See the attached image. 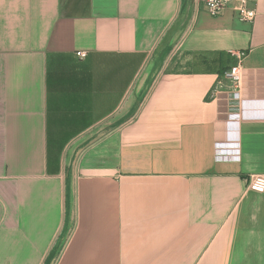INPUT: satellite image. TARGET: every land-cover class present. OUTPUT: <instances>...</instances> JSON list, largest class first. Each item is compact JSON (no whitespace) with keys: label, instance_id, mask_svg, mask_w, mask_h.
<instances>
[{"label":"crops","instance_id":"0c3cea01","mask_svg":"<svg viewBox=\"0 0 264 264\" xmlns=\"http://www.w3.org/2000/svg\"><path fill=\"white\" fill-rule=\"evenodd\" d=\"M250 2L252 23L196 0H0V264H264V193L244 183L264 174ZM161 47L180 68L117 117ZM235 51L246 96L213 100Z\"/></svg>","mask_w":264,"mask_h":264},{"label":"built area","instance_id":"2783aa9c","mask_svg":"<svg viewBox=\"0 0 264 264\" xmlns=\"http://www.w3.org/2000/svg\"><path fill=\"white\" fill-rule=\"evenodd\" d=\"M206 13L212 17L221 16L227 9H232L238 19L245 23H252L256 17V10L251 5L250 0H196ZM246 52L235 51L231 56L234 59V64L228 69V71L216 81L209 92V96L213 100H217L222 95H229L234 102H238L242 97L246 96L244 90V69L242 62L246 57ZM79 58H83L85 53H77ZM235 107L227 110L228 119L236 118L233 113ZM226 150L219 145L215 147V159L216 161H231L238 160V146L233 148L234 155H227ZM245 187L255 193H264V174L261 175H249L244 179Z\"/></svg>","mask_w":264,"mask_h":264},{"label":"rangeland","instance_id":"374dc122","mask_svg":"<svg viewBox=\"0 0 264 264\" xmlns=\"http://www.w3.org/2000/svg\"><path fill=\"white\" fill-rule=\"evenodd\" d=\"M169 50H171V48L161 47L151 53L143 69L141 88L139 91L134 92L133 97L126 101L128 104L116 113L117 117L120 115L125 117L132 116L139 108L156 77L162 72L180 68L178 64H173L174 61L169 60ZM119 121H121V119Z\"/></svg>","mask_w":264,"mask_h":264}]
</instances>
